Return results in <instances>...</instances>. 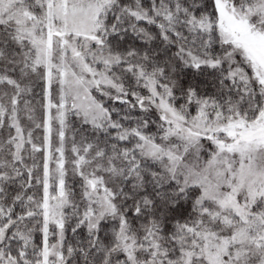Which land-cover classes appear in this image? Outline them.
Masks as SVG:
<instances>
[{"label":"snow or ice","instance_id":"obj_1","mask_svg":"<svg viewBox=\"0 0 264 264\" xmlns=\"http://www.w3.org/2000/svg\"><path fill=\"white\" fill-rule=\"evenodd\" d=\"M0 264H264V0H0Z\"/></svg>","mask_w":264,"mask_h":264}]
</instances>
